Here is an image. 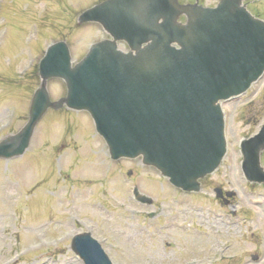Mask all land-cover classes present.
<instances>
[{
    "label": "rangeland",
    "instance_id": "374dc122",
    "mask_svg": "<svg viewBox=\"0 0 264 264\" xmlns=\"http://www.w3.org/2000/svg\"><path fill=\"white\" fill-rule=\"evenodd\" d=\"M94 1L4 0L0 10V121L4 130L0 136L15 131L26 119L29 97L37 79L31 71L19 77L16 70L32 51L51 36L62 37L71 44L72 57L76 59L92 39L104 36L95 24L75 22L77 12ZM215 1L203 0L204 4ZM256 7L264 12L262 1ZM49 90L53 97L58 96L62 91L60 81L52 80ZM252 97L250 104L241 106ZM12 106H17L16 115L6 123L5 111ZM224 108L230 148L224 164L205 178L203 189L211 190L216 184L224 188L232 185L241 196L232 201L234 205H254V211L249 213L252 221L221 231L220 239L241 228L231 237L241 240L238 247L243 251L236 261L226 260L223 264H264V185L245 184L237 168L240 153L237 147L233 150L239 138L257 131L264 120V75L242 96L225 102ZM97 139L86 112L50 110L39 122L24 155L0 159V236H6L5 245L0 240V261L11 257L17 247L37 240L41 233L50 236L65 228L85 227L77 221L74 211L80 219L91 220L88 228L104 240L102 245L118 264H166L198 255L199 248L218 245L214 232L208 231L207 226V219L213 216L211 209L215 210L217 204L205 199L207 193L183 194L138 159L111 160L106 151L101 155ZM128 170L131 174H127ZM133 184L153 197L154 204H139L144 206L140 208L157 210L159 203L164 202L168 216L159 214L143 228L139 226L142 224H132L126 217V207L137 205L129 199ZM12 208L18 216L15 213L14 217ZM57 241L48 240L50 244ZM50 244L37 245L39 250L28 251L22 258H10L6 264H82L70 248L69 240L60 245ZM235 248L233 245L231 251ZM252 253L258 256L256 262L251 260Z\"/></svg>",
    "mask_w": 264,
    "mask_h": 264
},
{
    "label": "water",
    "instance_id": "95a60500",
    "mask_svg": "<svg viewBox=\"0 0 264 264\" xmlns=\"http://www.w3.org/2000/svg\"><path fill=\"white\" fill-rule=\"evenodd\" d=\"M168 2L176 8L171 15L172 18L169 13H161L162 18H167L166 23L159 22L155 17L159 43L143 52L146 58H151L154 61L158 60L159 62H165L166 60L169 65L172 63L170 61L175 59L177 60L175 63L180 69L185 70V73L194 75L199 80L203 77L205 79L209 75L206 71L199 69L193 71L191 69L193 66H200L196 58L209 59L208 55L219 61L221 65L229 67L232 70L231 74L226 73L229 76L237 75L238 60L236 55L240 59L249 60L245 63L256 65L258 72L262 70L264 67V30L255 35L249 30L241 33L237 32L236 25L244 19L241 16L242 12L247 15L238 0H222L216 8H205L197 4H179L175 0H169ZM146 7L149 8V5L147 4ZM180 12H185L184 23L176 20ZM90 14L91 9L83 11L79 15V21L90 19L86 17ZM132 39L135 41L136 36L133 35ZM171 40L180 43L181 48L177 52L170 50L169 42ZM60 45L66 47L64 41L57 42L50 49L51 54L48 59H43L39 65L41 82L32 98L29 119L17 133L6 136L0 141V155L13 156L23 152L35 123L46 107L51 104L46 90V81L51 76H60L66 80L67 95L54 102L53 106L59 107L65 103L73 108H87L94 115V118H97L98 125L105 132L110 142L108 144L111 153H114L117 157L126 154L141 155L143 162L158 165L153 160V158L158 159L155 148L150 147L151 143L144 141V138L149 137L147 132L151 131L153 123L164 109L158 103L159 96H155L153 100V96L147 90H137L132 93L131 85L127 83L124 88V97L121 96L119 100L110 102L107 105V110H99V107L95 109L92 104L77 100L71 95L70 89L74 78L77 77V71L82 60L71 66L69 62L67 64L68 55L58 59ZM236 45L239 47L237 48ZM140 48L139 46L137 50L139 51ZM206 49L209 51L207 52ZM239 83L236 82L235 85ZM131 94H133V97ZM77 97L82 99L80 94ZM145 99L153 100L152 105L146 107ZM165 122L168 121L165 120ZM141 131H144L145 134L138 139L137 133ZM167 131L166 128L168 140L177 135L175 132L167 134ZM207 137L210 139L209 135ZM247 144L251 147V152L248 153L245 149L243 164L246 173L250 174L253 161L257 159L264 148V128ZM219 147L221 148V145ZM214 149L219 150L215 147ZM176 169L177 172H180V166H176ZM176 178L177 182L182 185L188 183L187 176L184 174L176 175Z\"/></svg>",
    "mask_w": 264,
    "mask_h": 264
}]
</instances>
